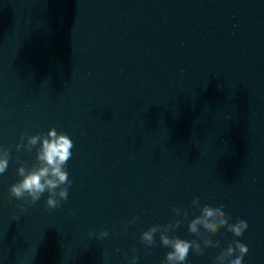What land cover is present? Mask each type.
I'll list each match as a JSON object with an SVG mask.
<instances>
[{
  "label": "water",
  "instance_id": "95a60500",
  "mask_svg": "<svg viewBox=\"0 0 264 264\" xmlns=\"http://www.w3.org/2000/svg\"><path fill=\"white\" fill-rule=\"evenodd\" d=\"M49 128L73 142L68 198L55 209L47 193L29 205L8 191L39 146L17 151L21 133ZM0 147L10 152L0 174V264H128L133 254L136 264H161L170 248L159 234L148 248L140 233L177 219L169 235L198 239L187 229L198 209L98 0H0ZM100 230L108 235L99 238ZM215 257L205 248L188 264Z\"/></svg>",
  "mask_w": 264,
  "mask_h": 264
},
{
  "label": "clouds",
  "instance_id": "9594fccd",
  "mask_svg": "<svg viewBox=\"0 0 264 264\" xmlns=\"http://www.w3.org/2000/svg\"><path fill=\"white\" fill-rule=\"evenodd\" d=\"M20 140L21 142L15 146L17 151L23 148L30 152L33 147L39 146L36 147L35 162L30 167L26 168L22 163L17 167L16 173L19 179L9 186L10 196L31 205L47 193L46 207L57 208L62 200L68 198V187L72 183L65 170L68 160L72 157V140L66 133L57 132L55 128H49L46 134L42 132L33 135L21 133ZM9 158V149L0 147V174L6 172ZM191 205L199 209V215L192 219H187L188 213L180 208H173V213L175 216L187 219L188 231L198 239L189 241L169 235L181 223L179 219L163 226L151 225L140 233V242L146 247L155 246L154 236L159 234L160 245L170 248V251L165 253L161 264H188L193 252L197 256H202L205 248L219 247V242H214L211 237L222 228H226L227 232L237 238L242 237L248 229V223L243 219L230 223L231 218L223 211V205L215 208L208 204L201 206L199 197H194ZM18 207L22 212L26 211L23 205H18ZM13 219L16 220L18 217H13ZM135 219L133 217L128 223L134 222ZM126 227L127 225H125V230ZM89 235L93 233L90 232ZM95 235L103 238L108 233L106 230H100ZM132 251L134 253L135 249ZM247 253L248 247L238 239H234L215 257L214 264H243V258ZM137 259V256L133 254L128 264H136Z\"/></svg>",
  "mask_w": 264,
  "mask_h": 264
}]
</instances>
